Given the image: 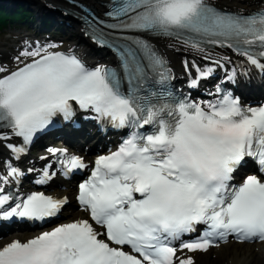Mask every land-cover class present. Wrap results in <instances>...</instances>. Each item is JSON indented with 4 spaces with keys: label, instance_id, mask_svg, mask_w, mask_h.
I'll return each instance as SVG.
<instances>
[{
    "label": "snow or ice",
    "instance_id": "1",
    "mask_svg": "<svg viewBox=\"0 0 264 264\" xmlns=\"http://www.w3.org/2000/svg\"><path fill=\"white\" fill-rule=\"evenodd\" d=\"M244 2L254 6L100 0L104 11L83 19L114 65L28 40L0 57V221L52 223L68 197L23 181L35 173L34 185L50 186L91 167L75 197L87 217L0 245V264H196L213 248L264 245V103L233 90L264 83V0ZM161 40L204 62L182 60L190 90L225 70L207 98L176 90ZM79 117L126 137L91 162L49 147L42 170L20 166L38 134ZM250 160L256 171L237 180Z\"/></svg>",
    "mask_w": 264,
    "mask_h": 264
},
{
    "label": "bare ground",
    "instance_id": "2",
    "mask_svg": "<svg viewBox=\"0 0 264 264\" xmlns=\"http://www.w3.org/2000/svg\"><path fill=\"white\" fill-rule=\"evenodd\" d=\"M24 3L26 0H23ZM31 1V0H30ZM13 2L17 3L18 0H13ZM30 3V2H29ZM224 251H229L228 246L223 249ZM232 258L234 259H239L243 261L244 264H264V257L262 256L261 253L255 252L252 250V247L250 246H244V251L239 252L238 250H234V254L231 255ZM221 262L219 259H213L211 261L212 264H219ZM200 264H208L207 262H201Z\"/></svg>",
    "mask_w": 264,
    "mask_h": 264
},
{
    "label": "trees",
    "instance_id": "3",
    "mask_svg": "<svg viewBox=\"0 0 264 264\" xmlns=\"http://www.w3.org/2000/svg\"><path fill=\"white\" fill-rule=\"evenodd\" d=\"M20 9H21L20 6H17V10L19 11ZM0 15H5V16L8 15V13L6 12L3 6H0Z\"/></svg>",
    "mask_w": 264,
    "mask_h": 264
},
{
    "label": "rangeland",
    "instance_id": "4",
    "mask_svg": "<svg viewBox=\"0 0 264 264\" xmlns=\"http://www.w3.org/2000/svg\"><path fill=\"white\" fill-rule=\"evenodd\" d=\"M7 0H5L4 2H1V3H6ZM16 4V3H15Z\"/></svg>",
    "mask_w": 264,
    "mask_h": 264
}]
</instances>
